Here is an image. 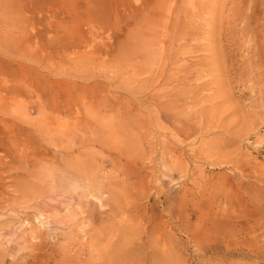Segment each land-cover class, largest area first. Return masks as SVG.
Returning <instances> with one entry per match:
<instances>
[{
	"label": "rangeland",
	"instance_id": "1",
	"mask_svg": "<svg viewBox=\"0 0 264 264\" xmlns=\"http://www.w3.org/2000/svg\"><path fill=\"white\" fill-rule=\"evenodd\" d=\"M262 93L264 0H0V264H264Z\"/></svg>",
	"mask_w": 264,
	"mask_h": 264
},
{
	"label": "bare ground",
	"instance_id": "2",
	"mask_svg": "<svg viewBox=\"0 0 264 264\" xmlns=\"http://www.w3.org/2000/svg\"><path fill=\"white\" fill-rule=\"evenodd\" d=\"M232 24H233V23H232ZM230 29H231V27H230ZM229 37H230V36H229ZM241 40H242V39H241ZM236 43H237V42H236ZM241 45H242V44H241ZM169 50H170V49H169ZM169 53H170V51H169ZM169 53H168V55H169ZM133 54H134V53H133ZM134 55H135V54H134ZM158 55H159V54H158ZM175 55H176V54H175ZM156 56H157V55H156ZM177 56H178V55H177ZM169 57H170V56H169ZM155 58H156V57H155ZM175 58H176V57H175ZM153 59H154V58H153ZM159 59H160V58H159ZM254 60H255V59H254ZM169 61H174V60L171 59V60H169ZM158 62H159V60H158ZM160 62H161V60H160ZM156 63H157V62H156ZM253 63H254V61H253ZM164 64H165V63H164ZM166 64H167V63H166ZM169 64H170V63H169ZM256 64H257V63H256ZM256 64H255V65H256ZM157 65H158V64H157ZM155 66H156V64H155ZM163 66H164V65H163ZM165 66H166V65H165ZM256 66H257V65H256ZM158 67H159V66H158ZM184 67H187V66H184ZM254 67H255V66H254ZM164 69H165V68H164ZM189 69H190V68H189ZM249 69H250V68H249ZM160 70H161V69H160ZM178 70H181V69H178ZM178 70H177V71H178ZM162 71H163V68H162ZM155 72H156V71H155ZM175 72H176V71H175ZM178 72H179V71H178ZM153 73H154V71H153ZM166 73H168V72H166ZM173 73H174V72H173ZM179 73H180V72H179ZM182 73H183V71H182ZM188 73H190V72L188 71ZM155 74H156V73H155ZM161 74H162V73H161ZM163 74H164V72H163ZM168 74H169V73H168ZM169 75H170V74H169ZM184 75H186V73H185ZM137 76H138V75H137ZM172 76H173V74H172ZM184 77H185V76H184ZM188 77H189V76H188ZM153 78H154V77H153ZM159 78H160V76H159ZM165 78H166V77H165ZM165 78H164V79H165ZM170 78H171V77H170ZM151 79H152V76H151ZM155 79H156V78H155ZM196 79H197V78H196ZM153 81H154V80H152V82H153ZM157 81H158V80H157ZM162 81H164V80L162 79ZM154 82H156V80H155ZM164 82H165V81H164ZM167 82H168V81H167ZM148 83H149V82H148ZM156 83H157V82H156ZM159 83H160V81H159ZM152 84H153V83H152ZM152 84H151V86H152ZM149 87H150V86H149ZM171 92H172V91H171ZM171 92H170V93H171ZM175 92H176V91H175ZM175 92H173V93H175ZM180 92H181V91H180ZM180 92L178 91L177 94L180 93ZM170 93H169V94H170ZM182 93H184V92H181L180 94H182ZM159 94H160V93H159ZM171 94H172V93H171ZM175 94H176V93H175ZM172 95H173V94H172ZM190 95L192 96V94H189V97H190ZM261 95H264V93H262ZM156 96H158V95H156ZM163 96H164V95H163ZM168 96L171 97V95H168ZM175 96H176V95H174V97H175ZM178 96H179V94L177 95V97H178ZM185 96H186V95H185ZM193 96H194V95H193ZM154 97H155V96H154ZM161 97H162V96H161ZM170 97H169V98H170ZM156 98H157V97H156ZM172 98H173V96H172ZM182 98H183V94H182ZM184 98H186V97H184ZM190 98H192V97H190ZM196 98H197V97H196ZM158 99H159V98H158ZM158 99H157V101H158ZM170 99H171V98H170ZM178 99H179V98H178ZM187 99H188V98H187ZM214 99H215V98H214ZM167 100H169V99H167ZM167 100H166V101H167ZM173 100H174V99H173ZM184 100H185V99H184ZM191 100H193V99H191ZM261 100L264 101V98L261 97ZM163 101H164V100H162V103H163ZM169 101H170V100H169ZM171 101H172V100H171ZM171 101H170V102H171ZM176 101H177V100H176ZM209 101H211V100H209ZM159 102H160V101H159ZM159 102H158V103H159ZM192 102H193V101H192ZM205 102H206V101H205ZM207 102H208V101H207ZM160 103H161V102H160ZM165 103H166V104L168 103V105H169V102H165ZM173 103H174V102H172V103H170V104H173ZM174 104H175V103H174ZM194 104H195V103H194ZM163 105H164V103H163ZM163 105H162V106H163ZM209 105H210V104H209ZM212 106H213V104H212ZM208 114H209V113H208ZM199 116H200V115H199ZM200 117H201V116H200ZM204 117H205V116H204ZM209 118H210V115H209ZM211 119H213V117H211ZM217 120H218V119H217ZM217 120H216V121H217ZM200 121H201V119H200ZM202 121H203V120H202ZM206 121H207V120H206ZM209 121H211V120H209ZM201 123H202V122H201ZM206 123H207V122H206ZM209 123H210V122H209ZM204 124H205V123H204ZM207 124H208V123H207ZM202 125H203V124H202ZM212 125H213V123H212ZM205 126H206V125H205ZM205 126H204V129H205ZM210 126H211V123H210ZM217 126H218V125H217ZM202 127H203V126H202ZM208 127H209V125H208ZM206 129H207V127H206ZM186 130H187V129H186ZM207 130H208V129H207ZM178 141H179V140H178ZM181 142H182V141H181ZM179 143H180V142H179ZM206 154H207V153H206ZM206 154H205V155H206ZM206 156H207V155H206ZM74 190H75V189H74ZM45 216H46V215H45ZM47 216H49V218L53 217L52 215H47ZM57 216H58V215H57ZM57 216H56V217H57ZM41 217H42V216H41ZM2 218H3V217H2ZM47 218H48V217H47ZM53 218H54V217H53ZM41 219H42V218H41ZM44 219H45V218H44ZM55 219H56V218H55ZM15 220H16V219H15ZM15 220H14V221H15ZM36 220H37V219H36ZM38 220H39V219H38ZM48 220H49V219H48ZM45 221H47V220L45 219ZM28 222H29V221H28ZM28 222H26V223L28 224ZM40 222H41V221H40ZM43 222H44V221H43ZM47 222H48V221H47ZM55 222H56V220H55ZM15 223H16V222H15ZM19 223H20V222H19ZM19 223H18V224H19ZM45 223H46V222H45ZM48 223H49V222H48ZM50 223H51V222H50ZM52 223H53V222H52ZM58 223H59V222H58ZM13 226H14V225H13ZM16 226H17V225H16ZM16 226H15V228H16ZM20 226H21V225H20ZM26 226H27V225H26ZM17 227H18V226H17ZM19 228H20V227H19ZM19 233H20V232H19ZM32 233H33V232H32ZM28 234H29V233H28ZM30 234H31V232H30ZM35 234H36V233H34V235H35ZM21 235H22V234H21ZM26 236H28V235H26ZM30 236H31V235H30ZM32 236H33V235H32ZM37 236H38V235H37ZM13 237H14V236H13ZM19 237H21V236H19ZM28 237H29V236H28ZM34 237H35V236H34ZM34 237H32V238L34 239ZM35 238H36V237H35ZM39 238H40V237H39ZM39 238H36V239L39 240ZM15 239H16V238H15ZM18 239H19V238H18ZM22 239H23V237H22ZM29 239H31V237H29ZM36 239H35V240H36ZM27 240H28V239H27ZM12 241L15 242L13 238H11V240H9V241H7V242H12ZM16 242H17V240H16ZM25 243H26V242H25ZM28 243H29V240H28ZM16 244H17V243H16ZM31 244H32V243H31ZM24 245H25V244H24ZM23 248H24V247H23ZM20 250H21V249H20ZM11 252H12V251H11ZM8 254H9V253H8ZM11 254H12V253H11Z\"/></svg>",
	"mask_w": 264,
	"mask_h": 264
}]
</instances>
